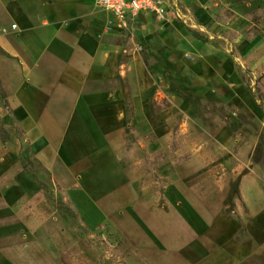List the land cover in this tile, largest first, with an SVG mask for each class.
<instances>
[{"label":"crops","instance_id":"crops-1","mask_svg":"<svg viewBox=\"0 0 264 264\" xmlns=\"http://www.w3.org/2000/svg\"><path fill=\"white\" fill-rule=\"evenodd\" d=\"M75 11L65 0H0V50L19 49L31 62L0 100V264H12L1 248L10 205L32 186L14 124L39 169L66 172L68 194L89 223L129 241L131 264H264V182L251 157L259 136L216 126L189 145V158L159 164L164 186L146 185L142 167L120 164L131 139L123 95L88 89L110 50L77 30ZM163 132L156 129L162 146L154 156L167 152ZM238 180L244 206L228 214Z\"/></svg>","mask_w":264,"mask_h":264},{"label":"rangeland","instance_id":"rangeland-1","mask_svg":"<svg viewBox=\"0 0 264 264\" xmlns=\"http://www.w3.org/2000/svg\"><path fill=\"white\" fill-rule=\"evenodd\" d=\"M65 1L76 10L71 18L77 30L90 32L110 50L104 71L91 78L88 89H108L125 99L131 139L121 165L142 167L144 183L162 187L161 157L189 158V145L194 148L203 141L198 137L222 126L241 139L259 136L251 157L261 165L264 182V92L256 85L264 76V0H164L165 18L147 13L127 25L99 0ZM0 54L3 101L31 62L19 49L16 55ZM14 126L32 186L28 197L10 205L11 229L1 239L12 264H131L129 241L92 226L68 194L66 172L39 169L23 130ZM158 128L168 145L166 153L154 156L162 146ZM231 193L230 203L241 211L237 181Z\"/></svg>","mask_w":264,"mask_h":264},{"label":"built area","instance_id":"built-area-1","mask_svg":"<svg viewBox=\"0 0 264 264\" xmlns=\"http://www.w3.org/2000/svg\"><path fill=\"white\" fill-rule=\"evenodd\" d=\"M99 2L125 25L133 21L138 22L147 13L153 14L157 19L167 16L164 0H99Z\"/></svg>","mask_w":264,"mask_h":264},{"label":"trees","instance_id":"trees-1","mask_svg":"<svg viewBox=\"0 0 264 264\" xmlns=\"http://www.w3.org/2000/svg\"><path fill=\"white\" fill-rule=\"evenodd\" d=\"M256 85H257V89L259 90V92H261V93L264 92V76H261L258 78ZM161 158H162V160L160 163H162L164 161V159H167L168 157L166 155H163ZM24 169L27 170L26 165H24ZM237 183L239 185L240 180H238ZM230 202H231V196L226 200V205H227L226 211L228 214L233 213L236 209L234 207V204H231Z\"/></svg>","mask_w":264,"mask_h":264}]
</instances>
